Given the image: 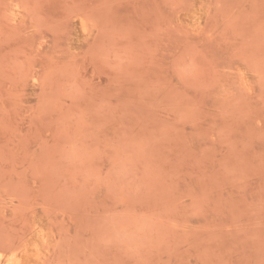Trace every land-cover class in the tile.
Wrapping results in <instances>:
<instances>
[{
	"label": "rangeland",
	"instance_id": "1",
	"mask_svg": "<svg viewBox=\"0 0 264 264\" xmlns=\"http://www.w3.org/2000/svg\"><path fill=\"white\" fill-rule=\"evenodd\" d=\"M0 264H264V0H0Z\"/></svg>",
	"mask_w": 264,
	"mask_h": 264
},
{
	"label": "bare ground",
	"instance_id": "2",
	"mask_svg": "<svg viewBox=\"0 0 264 264\" xmlns=\"http://www.w3.org/2000/svg\"><path fill=\"white\" fill-rule=\"evenodd\" d=\"M34 227V226H33ZM38 229V228H37ZM38 232V231H37ZM29 242V241H28ZM15 254V253H14ZM25 259V258H24ZM8 261V260H7Z\"/></svg>",
	"mask_w": 264,
	"mask_h": 264
}]
</instances>
